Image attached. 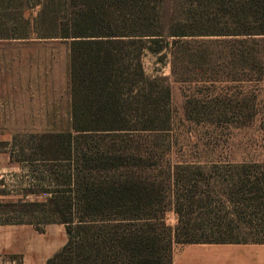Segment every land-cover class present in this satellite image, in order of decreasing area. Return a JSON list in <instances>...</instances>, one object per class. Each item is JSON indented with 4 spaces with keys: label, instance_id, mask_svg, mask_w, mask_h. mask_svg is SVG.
Listing matches in <instances>:
<instances>
[{
    "label": "trees",
    "instance_id": "trees-1",
    "mask_svg": "<svg viewBox=\"0 0 264 264\" xmlns=\"http://www.w3.org/2000/svg\"><path fill=\"white\" fill-rule=\"evenodd\" d=\"M36 3L56 30L50 37L70 41L73 116V131L45 134L36 147L66 163L60 184L67 189L59 191L77 193L44 204L53 215L45 223L63 224L67 233L47 264H172L178 244L263 243L264 163L183 161L158 178L144 176L150 156L142 138L172 124L171 87L145 72V52L166 51L175 75L227 70L232 81L260 80L264 0ZM174 5L178 15H169ZM30 205L25 213L39 207ZM169 207L174 229L164 225ZM22 223L33 224L2 222Z\"/></svg>",
    "mask_w": 264,
    "mask_h": 264
},
{
    "label": "rangeland",
    "instance_id": "rangeland-1",
    "mask_svg": "<svg viewBox=\"0 0 264 264\" xmlns=\"http://www.w3.org/2000/svg\"><path fill=\"white\" fill-rule=\"evenodd\" d=\"M41 9L36 0H0V224L21 219L43 230L50 225L32 241L56 251L67 240L66 229L45 223L53 215L44 204L51 196L77 193L59 191L67 189L60 184L66 163L50 161L48 148L36 144L45 134L73 131L70 41L50 37L56 30L40 17ZM176 12L174 5L169 15ZM143 65L148 75L164 77L170 85L172 115L168 131L143 133V149L150 156L144 176L158 178L168 164L183 161L264 163V76L239 82L230 80L227 70L206 77L175 75L166 51H146ZM215 78L214 83L202 81ZM32 203L39 207L25 213ZM163 217L164 225L174 229V209Z\"/></svg>",
    "mask_w": 264,
    "mask_h": 264
},
{
    "label": "crops",
    "instance_id": "crops-1",
    "mask_svg": "<svg viewBox=\"0 0 264 264\" xmlns=\"http://www.w3.org/2000/svg\"><path fill=\"white\" fill-rule=\"evenodd\" d=\"M49 226L39 231L33 224L28 223L0 224V264H47L48 259L67 241L56 251L49 248L44 251L47 248L44 243L32 241L45 235ZM172 264H264V245L178 244L174 247Z\"/></svg>",
    "mask_w": 264,
    "mask_h": 264
}]
</instances>
